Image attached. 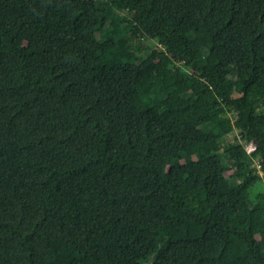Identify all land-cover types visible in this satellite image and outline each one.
Here are the masks:
<instances>
[{
    "label": "trees",
    "instance_id": "1",
    "mask_svg": "<svg viewBox=\"0 0 264 264\" xmlns=\"http://www.w3.org/2000/svg\"><path fill=\"white\" fill-rule=\"evenodd\" d=\"M261 171L264 0H0V264H264Z\"/></svg>",
    "mask_w": 264,
    "mask_h": 264
},
{
    "label": "rangeland",
    "instance_id": "2",
    "mask_svg": "<svg viewBox=\"0 0 264 264\" xmlns=\"http://www.w3.org/2000/svg\"><path fill=\"white\" fill-rule=\"evenodd\" d=\"M157 44H159V42H157L156 40H149L148 42H146L143 46H142V50H141V58H143L145 55L148 54V52L151 50L152 47L156 46ZM160 45V44H159ZM162 47L167 48V46L161 44ZM146 81H150L151 80V76L149 74H147ZM238 129V128H237ZM234 130V132L230 133L229 136L227 137V141L230 144H235V143H241L242 140L239 137V131L238 130ZM238 133V134H237ZM253 167H258L257 163H255V161H253ZM233 171L230 170L228 172V174H231ZM234 179L236 181L240 180L239 176H235ZM249 196L251 198L252 201H255L256 198L258 196H260L261 198H264V173L261 171V179L259 181H257L250 189V193Z\"/></svg>",
    "mask_w": 264,
    "mask_h": 264
},
{
    "label": "built area",
    "instance_id": "3",
    "mask_svg": "<svg viewBox=\"0 0 264 264\" xmlns=\"http://www.w3.org/2000/svg\"><path fill=\"white\" fill-rule=\"evenodd\" d=\"M237 129V128H236ZM238 130V129H237ZM239 135V134H238ZM239 137L241 138V136L239 135ZM242 140V138H241ZM244 144L245 149L247 150L248 153L252 154V152L256 149V145L253 142H247L245 140H242V142ZM254 161L255 163H257L258 167L260 168L258 159L254 157Z\"/></svg>",
    "mask_w": 264,
    "mask_h": 264
}]
</instances>
